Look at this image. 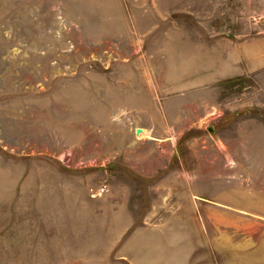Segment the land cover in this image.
<instances>
[{
    "label": "rangeland",
    "instance_id": "rangeland-1",
    "mask_svg": "<svg viewBox=\"0 0 264 264\" xmlns=\"http://www.w3.org/2000/svg\"><path fill=\"white\" fill-rule=\"evenodd\" d=\"M0 264H264V0H0Z\"/></svg>",
    "mask_w": 264,
    "mask_h": 264
},
{
    "label": "crops",
    "instance_id": "crops-1",
    "mask_svg": "<svg viewBox=\"0 0 264 264\" xmlns=\"http://www.w3.org/2000/svg\"><path fill=\"white\" fill-rule=\"evenodd\" d=\"M244 57H246V58H248L249 56H248V52H247V56H246V54L244 55ZM239 59H241V58H239ZM222 64L225 66L224 68H223V71H224V69L226 70V68L228 69L229 68V64L223 59V62H222ZM236 67H237V70H243L244 71V69H245V71L247 70V65L245 64V63H243L242 62V59L241 60H239L238 62H236ZM228 77V76H227Z\"/></svg>",
    "mask_w": 264,
    "mask_h": 264
},
{
    "label": "trees",
    "instance_id": "trees-1",
    "mask_svg": "<svg viewBox=\"0 0 264 264\" xmlns=\"http://www.w3.org/2000/svg\"><path fill=\"white\" fill-rule=\"evenodd\" d=\"M241 78H234V79H228V80H226L225 81V83H230V82H233V81H235V80H240Z\"/></svg>",
    "mask_w": 264,
    "mask_h": 264
},
{
    "label": "water",
    "instance_id": "water-1",
    "mask_svg": "<svg viewBox=\"0 0 264 264\" xmlns=\"http://www.w3.org/2000/svg\"><path fill=\"white\" fill-rule=\"evenodd\" d=\"M142 131H143L142 128H138V130H137V134H140Z\"/></svg>",
    "mask_w": 264,
    "mask_h": 264
}]
</instances>
